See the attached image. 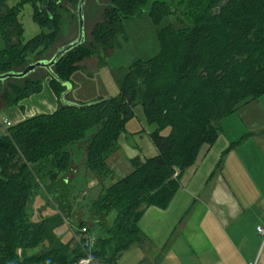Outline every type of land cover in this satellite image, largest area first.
Wrapping results in <instances>:
<instances>
[{"label":"trees","instance_id":"1","mask_svg":"<svg viewBox=\"0 0 264 264\" xmlns=\"http://www.w3.org/2000/svg\"><path fill=\"white\" fill-rule=\"evenodd\" d=\"M10 1L0 0V36L5 42L0 74L32 63L60 31L62 0ZM26 3L32 4L41 32L24 41L19 14ZM146 9L158 27L160 51L133 61L115 96L70 100L74 103L13 124L0 137V264H73L86 256L74 237L65 243L55 228L75 202L64 190L73 163L71 147L89 130L96 129L85 150L86 170L101 184L89 220L77 227L91 230L89 221L101 224L112 217L105 236L96 237L91 256L114 262L140 240L138 221L145 209L168 206L180 187V172L196 161L204 145L216 142L221 121L264 94V0H111L89 43L66 53L53 75L17 78L22 83L0 90L1 99L8 107L16 106L41 92L45 78L62 98L80 61L93 54L108 56L120 47L124 22ZM172 14L178 24L160 27ZM6 80H0V87ZM139 104L148 123L156 125L150 136L158 154L131 159V172L106 185L112 172L108 159ZM167 127L169 134H162ZM38 189L58 212L32 221L28 211Z\"/></svg>","mask_w":264,"mask_h":264},{"label":"crops","instance_id":"2","mask_svg":"<svg viewBox=\"0 0 264 264\" xmlns=\"http://www.w3.org/2000/svg\"><path fill=\"white\" fill-rule=\"evenodd\" d=\"M122 77L115 78L117 87ZM70 83L68 100L90 102L104 97L80 98L73 93L75 79L71 77ZM61 105V97L46 78L41 92L16 106H6L0 94V118L15 124L36 114L52 113ZM141 108L142 129L126 128L120 135L119 148L108 159L111 174L125 169L133 158L145 160L158 154L150 136L156 126L148 123ZM221 125L216 142L204 145L196 161L180 172V187L168 206L145 209L138 221L140 240L114 262L95 259L91 264H264V243L257 230L259 225L264 226V94L225 117ZM4 130L0 127V137ZM87 143H78L82 161H73L67 181L80 172L81 166L86 171ZM122 153L127 155L124 162H128L119 169ZM131 170L127 165L126 175ZM81 213L72 212L73 225L83 220ZM110 219L101 224L89 221L96 237L105 236ZM95 225L100 228L97 233Z\"/></svg>","mask_w":264,"mask_h":264},{"label":"rangeland","instance_id":"3","mask_svg":"<svg viewBox=\"0 0 264 264\" xmlns=\"http://www.w3.org/2000/svg\"><path fill=\"white\" fill-rule=\"evenodd\" d=\"M17 1L18 0H11L9 4L13 5ZM110 1L111 0H86L84 10V33L86 37V44L93 39V36L91 38V34L93 35L95 26L104 21V10L105 7L110 5ZM152 1L154 0H149L150 3ZM165 1L171 2V0ZM77 3L78 0L61 1V9L58 11V15L60 17V31L57 38L45 53L37 58H34L32 62L40 58H50L56 49L62 45V43L65 44L77 36L79 28V24L75 16ZM19 19L24 27V41L35 37L41 32L40 25L34 20V8L32 4L26 3L23 5L19 14ZM170 22L178 24L176 14L166 17L162 21L160 27L166 26ZM124 25L126 34L119 36L120 47L113 49V53H110L108 56L93 54L84 57L80 61V69L76 70L72 74V78L75 79L77 84L73 93H75L78 97L97 98L98 96H104L103 98H108L115 96L118 93V87L114 82V80H116L115 78L124 76V73L128 71V67L133 61L137 59H149L160 51V44L157 38L158 29L150 19L148 9H146L140 16L126 20ZM4 47L5 42L0 36V50ZM23 68L24 67L17 68L16 71H21ZM45 74H47L46 70L38 69L35 73L31 74L30 77L38 78ZM11 83L20 84L22 83V80L8 79L3 84V87H0V90L7 88ZM139 109L142 110L140 104L136 106V114L134 118L128 121L126 128H134V130L142 129V124L139 119ZM0 114L3 113L0 112ZM95 131V128L89 130L83 140L72 145L71 151L73 161H82L83 151L82 148L79 150L77 145L78 143L85 144L86 142H89V137H91ZM169 131L170 129L167 127L162 130V134L167 135L169 134ZM120 157V162L117 164L119 169H121L122 164L128 162H124L127 158L126 154L122 153L120 154ZM127 165L131 164H126L125 169L123 170H114V173L106 178V185L126 175ZM100 184L101 183L94 175L92 176V174H87V170L85 171L84 166H81L80 172L71 181H68V186L72 190L68 189V186H66L64 190L68 191L67 195L72 194L71 198L75 199V202L73 203L74 206H72V208L68 206V209L64 212L66 219H64V222L55 228V233L61 236V240L63 242H70L74 237V227L72 226V222H74L75 217L69 215L70 209L73 213L78 215L81 213L80 211H82V219L89 220L90 204L97 196ZM57 212L58 208L55 203L49 202L42 190L38 189L37 193L33 195L30 203V209L28 211L29 219L32 221H40L42 218L55 215ZM99 230V226L95 225V233L99 232ZM31 253L32 251L28 252V254Z\"/></svg>","mask_w":264,"mask_h":264},{"label":"water","instance_id":"4","mask_svg":"<svg viewBox=\"0 0 264 264\" xmlns=\"http://www.w3.org/2000/svg\"><path fill=\"white\" fill-rule=\"evenodd\" d=\"M86 0H79L78 4V23H79V32L77 39L72 42L69 45H66L62 48H60L53 57L50 59H41L37 60L35 62H32L28 64L24 69L21 71H10L4 74H0V80H6V79H17V78H25L30 76L31 74L35 73L38 69H44L46 70L50 75L54 74L53 68L54 65L69 51L73 50L74 48L78 47L80 44L84 41V6H85ZM67 91L64 92L62 95L61 101L63 104H73L74 102L67 101L65 99L67 93L71 89V84H67Z\"/></svg>","mask_w":264,"mask_h":264},{"label":"built area","instance_id":"5","mask_svg":"<svg viewBox=\"0 0 264 264\" xmlns=\"http://www.w3.org/2000/svg\"><path fill=\"white\" fill-rule=\"evenodd\" d=\"M13 122L10 121L7 118H0V127H3L5 131L8 127L12 126ZM70 224V223H69ZM72 225V224H71ZM74 228V238L76 243L81 245L83 249L86 250V256L81 258L79 261L73 263V264H91L94 262V259L91 256V251L94 246L96 235L89 229L88 226L83 227H76L75 225H72ZM258 233L260 234L263 243H264V226L259 225L257 227Z\"/></svg>","mask_w":264,"mask_h":264},{"label":"bare ground","instance_id":"6","mask_svg":"<svg viewBox=\"0 0 264 264\" xmlns=\"http://www.w3.org/2000/svg\"><path fill=\"white\" fill-rule=\"evenodd\" d=\"M79 4V3H78ZM86 4V3H85ZM84 10H85V6H84ZM77 11H78V6H77V9H76V12H75V15H76V18H77V22H78V16H77ZM84 15V14H83ZM83 22L85 23V18L83 19ZM79 24V23H78ZM78 32H79V28H78ZM78 32H77V37H78ZM77 37L73 40V41H71L70 43H68V44H66V45H69V44H71L72 42H74L76 39H77ZM86 41V37H85V33H84V41H83V43ZM82 43V44H83ZM82 44H80V45H82ZM66 45H64V46H66ZM64 46H62V47H64ZM62 47H59L57 50H56V52L60 49V48H62ZM55 52V53H56ZM55 53L53 54V56L55 55ZM52 56V57H53ZM51 58V57H50ZM50 58H45V59H50ZM39 60H41V59H39ZM13 79V78H12ZM15 79V78H14ZM67 84H71V83H65V86L67 87ZM71 88H72V84H71ZM67 89H68V87H67ZM67 91V90H66ZM64 94V93H63ZM65 99L67 100V101H70V100H68L66 97H65Z\"/></svg>","mask_w":264,"mask_h":264}]
</instances>
